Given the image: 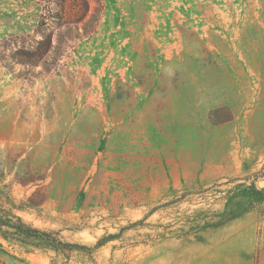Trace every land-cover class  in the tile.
Segmentation results:
<instances>
[{
    "label": "rangeland",
    "instance_id": "374dc122",
    "mask_svg": "<svg viewBox=\"0 0 264 264\" xmlns=\"http://www.w3.org/2000/svg\"><path fill=\"white\" fill-rule=\"evenodd\" d=\"M259 182L264 0H0V264H264Z\"/></svg>",
    "mask_w": 264,
    "mask_h": 264
},
{
    "label": "trees",
    "instance_id": "16d2710c",
    "mask_svg": "<svg viewBox=\"0 0 264 264\" xmlns=\"http://www.w3.org/2000/svg\"><path fill=\"white\" fill-rule=\"evenodd\" d=\"M252 197L248 199L245 212L251 210L254 202L264 203V189L260 191H251ZM0 196H4L7 207H5L0 197V236L5 240L20 243L32 250L35 249H51L58 251V245H61L58 239H55L51 233L43 232L37 228L26 224L22 218L18 215V212H22L30 207H22V205H16L12 196L8 193L3 194L0 192ZM241 216V213L232 214L228 219H234ZM63 245V244H62Z\"/></svg>",
    "mask_w": 264,
    "mask_h": 264
},
{
    "label": "water",
    "instance_id": "95a60500",
    "mask_svg": "<svg viewBox=\"0 0 264 264\" xmlns=\"http://www.w3.org/2000/svg\"><path fill=\"white\" fill-rule=\"evenodd\" d=\"M258 185H259L260 187H263V186H264V182H259Z\"/></svg>",
    "mask_w": 264,
    "mask_h": 264
}]
</instances>
